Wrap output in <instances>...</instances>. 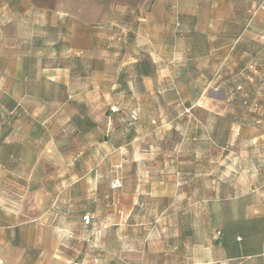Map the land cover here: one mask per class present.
I'll return each mask as SVG.
<instances>
[{"label":"crops","instance_id":"0c3cea01","mask_svg":"<svg viewBox=\"0 0 264 264\" xmlns=\"http://www.w3.org/2000/svg\"><path fill=\"white\" fill-rule=\"evenodd\" d=\"M261 2L0 0V137H7L0 144V151L7 152L6 161L0 160V181L24 185L26 192L37 191L51 200L50 207L29 212V220L20 221L16 215L14 224L0 225V247L21 251L33 263L32 252L58 246L63 215L59 202L64 195L49 192L48 183L77 184L87 175L88 181H96L98 170L90 158L97 148L95 136L108 119L94 112L99 99L119 103L123 115L121 125L112 129L119 130V138L103 134L98 146L126 153L119 161L120 238L90 240L93 247L116 249L117 256L104 257L103 264H264V185L261 190L240 191L235 184L238 174L224 179L221 171L223 181L208 186L206 162L186 157L184 149L189 140L187 113L199 108L203 97L189 100L182 93L200 81L201 73L193 75L198 63L205 66L215 60L223 72H236L241 63L264 55V44L257 49L250 32L249 15ZM238 56L243 57L239 65L230 58ZM50 60L54 63L48 65ZM256 66L263 71L262 64ZM208 103L217 119L230 114L221 99ZM160 104L167 111L160 113ZM180 105L179 113L170 112ZM20 117L30 120V128H17ZM162 119H167L170 133L183 136L177 148L184 154L161 166L170 170L158 176L160 181L154 175L159 162L129 159L127 152L140 136H157ZM177 122L183 124L181 129ZM37 130L45 140L37 141ZM229 131L231 142L218 149L238 156L234 142L240 139L239 128ZM263 135L253 129L248 139V161L255 171L251 183L264 184V162L256 154ZM28 146L35 153L29 161L18 154L29 151ZM136 147L139 151L140 143ZM85 160L88 171L82 169ZM232 162L240 169L239 159ZM22 164L25 172L16 169ZM67 166L79 170L76 180L59 172ZM165 178L172 180L175 190L156 193L154 187ZM68 200L80 198L73 195ZM193 216H199L197 222H192ZM108 226L102 225L101 231L111 232Z\"/></svg>","mask_w":264,"mask_h":264},{"label":"rangeland","instance_id":"374dc122","mask_svg":"<svg viewBox=\"0 0 264 264\" xmlns=\"http://www.w3.org/2000/svg\"><path fill=\"white\" fill-rule=\"evenodd\" d=\"M237 12L241 14H239L240 16H244L242 9H237ZM249 15L250 18H253L251 24L253 29L250 27V32L255 35L254 38L257 49H259L258 47L264 44V3L261 2L260 4H256V6L250 9ZM230 58L239 65L238 63L242 61L243 57L238 56ZM47 63L51 65L54 61L50 60L47 61ZM241 64L243 65H241L236 72L228 68H225L223 72L221 69L217 68L215 60L206 64L208 68L206 65L201 66L198 63L197 71L196 73L193 72V75L201 73L202 77L200 81L193 84L191 88L182 89V93L189 100H194L197 95L203 97L199 103V108L194 107L187 113L189 119L188 121L186 120L185 127L188 130L189 135L187 134V138L189 136V140L185 141L184 149L187 150L186 157L192 160H202L206 162L204 163L206 168L203 170L209 172L208 186L214 187L217 180L218 182L223 181L222 175L220 174L221 171L225 175H223L224 179L230 177L233 172L234 175L238 174L235 184L240 191H249V189H251V191H256L263 189L264 184L250 182L255 171L250 167L251 165L248 161L251 154L248 148L250 145L248 139L253 129L264 133V55L259 56L256 61L250 60V63H248L252 65L250 70L246 68L248 65L246 61ZM254 64H262L263 68H261V70L263 71L261 72L258 70L257 66L255 67ZM205 69L208 70L204 71ZM254 69H257L256 73L252 72ZM161 97L163 101L168 98V96L165 95ZM220 99L225 103L224 106L227 107L226 110L230 113L223 120L217 119L214 116L211 106L208 103L210 100L216 102ZM153 101L155 102L156 99L154 98ZM180 107L181 105L179 107L174 106L170 109V112L173 114L179 113L182 110ZM93 108L97 117L105 115L108 118L107 123L101 125L100 132L98 131L95 136L94 140L97 143V148L92 157L90 156V163L93 162L98 170L96 181L94 182L91 179L88 181L89 175H87L77 184H68V181H64L63 183L50 181L48 183L49 192H55L57 190L59 192L61 191L64 195L59 202V208L62 210L61 212L63 215H61L62 218L58 222V225L61 226V230L58 232L57 237L59 240L58 246L54 248L49 247L46 251L42 252H32L31 256L33 258L32 260H34L33 263H28L25 260V253L8 248L7 246H1L0 257H3V260H0V264H103L104 257H111L114 259L117 256V253H115L116 249L93 247L90 240H99L102 239L103 236H106L105 238L111 241L120 238L118 226L119 223L122 222L123 216L120 214L119 192L121 171L119 161L120 157H123L126 153L119 151L111 152L106 149V146L99 148L98 144L102 145L99 141L103 134H107V137L110 138L111 133L112 140L119 138V130L115 131L112 129L115 127L118 128L119 125H121L122 121L120 118L123 114L121 113V105L110 101H108V103H100L99 99H97ZM159 108H161L160 113H162L163 109V112L167 111V106L162 107L160 104ZM203 108L208 110L205 111ZM226 110L225 113H227ZM181 118H183L182 115L180 116V119ZM130 119L133 120L132 117ZM166 120L167 119H162L160 122L161 132L157 136L151 133H148L147 136H140V139L137 140L139 142L136 141V143H140L141 146L139 151L136 149V143H134L130 148L132 150L127 152L129 159L143 158L147 161L153 159L159 162L154 166V175L156 176L155 179H159L160 181L163 179L161 177L158 178V176H167L166 174L170 170L169 168L162 169L161 166L164 165V163H169L170 160L183 158L182 155L184 154L182 148L181 151L177 148L178 144L182 142L183 136L178 134V132L170 133ZM145 121L147 120L145 119ZM177 123V128L180 127L179 129H181L183 124ZM23 125L26 128H30V120L26 121L23 117L17 119V128L23 127ZM231 128H239L240 139L234 142V144L238 146L237 151H239V153L237 154L236 152L238 156L235 155V152H225V154H223L218 149V146L231 142V136L228 134ZM36 133L37 136L35 138L38 142L40 140H45L46 137L43 136L39 130H37ZM16 138L19 137L16 136ZM5 140H7V137H0V144ZM258 143L262 145L258 148L259 153H256L257 159L264 162V135ZM255 144H257V142H255ZM37 146L39 147V145ZM31 148L32 147L28 146L26 150L29 151L22 150L19 151L18 154L22 156V159L25 158L29 161L33 154H35ZM141 148H143V150L146 148L148 151H142ZM6 154V151H0V159H2V155L5 156ZM75 154L76 152L69 153L67 156L70 158ZM232 157H234V159ZM235 159H239L241 162L239 163V165L241 164L240 169L235 167V165H238L237 162L236 164L232 162V160ZM88 163V160H85L84 167L81 168L88 171ZM222 165L226 166V168L222 169ZM20 166L21 167L17 165L16 167L18 171L25 172L27 170L23 164ZM59 172L64 173V175L69 174V178H72V181L76 180L79 176V170H70L69 166L63 169L61 168ZM217 177L220 178L218 179ZM142 180L141 178V181ZM150 181L151 180L147 179V182ZM11 186H13V184H11ZM11 186L8 182L2 183V181H0V225L8 223L14 224L17 221L15 220L16 215L20 221L29 220V212H38L44 205H49L50 207V197L45 199L41 197L37 191L26 192L27 190L23 188L24 185L21 184L15 187ZM154 189L156 193L168 195L175 190V186L171 179L168 180V178H165L161 184H156ZM209 189L210 188H208V190ZM73 195L80 198V200H68V196H70L71 199ZM103 195L106 196L105 199H103ZM94 197H96L95 200H93ZM191 207V209L194 210V205ZM140 208L144 209L145 205H141ZM72 210H74V212ZM104 212L105 217L103 215ZM207 217L209 218L210 216ZM193 219V223L197 222L199 216H193ZM109 224H111V232L101 231V229H103L102 225H106L108 228ZM150 239H152V235ZM40 255L42 258L37 260L36 257ZM91 258H95L97 262L93 261Z\"/></svg>","mask_w":264,"mask_h":264},{"label":"trees","instance_id":"16d2710c","mask_svg":"<svg viewBox=\"0 0 264 264\" xmlns=\"http://www.w3.org/2000/svg\"><path fill=\"white\" fill-rule=\"evenodd\" d=\"M6 156H7V154L5 156L2 155V159H0V160L5 162L6 161Z\"/></svg>","mask_w":264,"mask_h":264},{"label":"built area","instance_id":"2783aa9c","mask_svg":"<svg viewBox=\"0 0 264 264\" xmlns=\"http://www.w3.org/2000/svg\"><path fill=\"white\" fill-rule=\"evenodd\" d=\"M113 112V111H112Z\"/></svg>","mask_w":264,"mask_h":264}]
</instances>
